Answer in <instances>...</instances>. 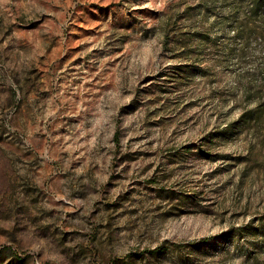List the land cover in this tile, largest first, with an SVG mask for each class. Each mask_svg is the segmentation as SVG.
Returning <instances> with one entry per match:
<instances>
[{"label": "rangeland", "instance_id": "374dc122", "mask_svg": "<svg viewBox=\"0 0 264 264\" xmlns=\"http://www.w3.org/2000/svg\"><path fill=\"white\" fill-rule=\"evenodd\" d=\"M0 264H264V0H0Z\"/></svg>", "mask_w": 264, "mask_h": 264}, {"label": "trees", "instance_id": "16d2710c", "mask_svg": "<svg viewBox=\"0 0 264 264\" xmlns=\"http://www.w3.org/2000/svg\"><path fill=\"white\" fill-rule=\"evenodd\" d=\"M115 139L118 140L119 139V133H116ZM196 244V243H195ZM164 250L163 247H158L156 249L150 250L149 252L151 253H158V252H162Z\"/></svg>", "mask_w": 264, "mask_h": 264}]
</instances>
